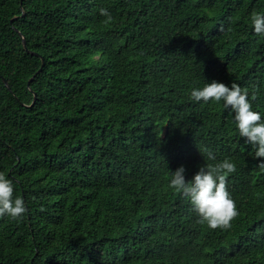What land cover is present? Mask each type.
Returning a JSON list of instances; mask_svg holds the SVG:
<instances>
[{
	"label": "trees",
	"instance_id": "1",
	"mask_svg": "<svg viewBox=\"0 0 264 264\" xmlns=\"http://www.w3.org/2000/svg\"><path fill=\"white\" fill-rule=\"evenodd\" d=\"M253 11L264 0H0V172L26 207L0 216V264H264V158L223 101L190 95L235 82L264 118ZM225 158L239 214L213 230L169 171Z\"/></svg>",
	"mask_w": 264,
	"mask_h": 264
},
{
	"label": "clouds",
	"instance_id": "2",
	"mask_svg": "<svg viewBox=\"0 0 264 264\" xmlns=\"http://www.w3.org/2000/svg\"><path fill=\"white\" fill-rule=\"evenodd\" d=\"M100 14L106 19L105 24L112 21V15L106 8L100 9ZM251 25L257 35H264V14L253 11L250 16ZM191 98L196 102L207 104L210 100L216 103L224 102V107L234 113L239 134L245 142L252 145L257 158H264V118L253 110L249 100V89L241 88L233 82L230 86L212 80L202 88H194ZM257 89L252 90L255 99ZM209 160H215L214 154L208 149H202ZM264 169V160L257 165ZM236 171V165L228 158L215 164H204L190 181L185 179V167L182 165L170 172L169 187L177 194L186 198L198 216V223L206 224L210 229H228L231 221L238 216L235 201L227 191V177ZM13 181L0 172V216L8 215L13 219L21 218L26 207L21 197L13 198Z\"/></svg>",
	"mask_w": 264,
	"mask_h": 264
},
{
	"label": "water",
	"instance_id": "3",
	"mask_svg": "<svg viewBox=\"0 0 264 264\" xmlns=\"http://www.w3.org/2000/svg\"><path fill=\"white\" fill-rule=\"evenodd\" d=\"M18 33H19V35L21 36L22 43L24 44V38H23L22 34H21L20 32H18ZM30 80H31V78L28 80V83H29ZM34 98H35V95H34Z\"/></svg>",
	"mask_w": 264,
	"mask_h": 264
}]
</instances>
